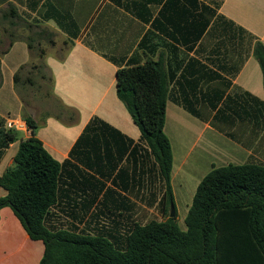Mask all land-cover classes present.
<instances>
[{
  "label": "trees",
  "instance_id": "1",
  "mask_svg": "<svg viewBox=\"0 0 264 264\" xmlns=\"http://www.w3.org/2000/svg\"><path fill=\"white\" fill-rule=\"evenodd\" d=\"M113 1L149 25V34L157 33L163 40L143 53V58L135 54L115 75L117 98L138 127L139 140L93 117L73 146L70 159L59 163L35 138L37 123L25 117L30 137L19 143L13 165L0 176L5 192L0 210L10 208L30 239L43 243L39 264H264V165L213 166L196 189L182 231L170 183L171 145L163 131L166 102L170 101L249 148L242 135L256 139L264 132V101L232 81L252 55L264 82V44L219 14L220 1ZM152 4L158 8L155 14L148 7ZM9 15L16 17V11L11 9ZM44 18L54 20L71 36L77 35L70 16L49 7ZM146 41L147 37L140 46ZM49 43L53 46V39ZM157 47L161 53L153 60L148 54ZM33 48L30 39L28 49L32 52ZM39 53L45 67L44 49ZM25 66L14 75L15 87ZM50 79L52 87L51 75ZM57 103L72 120L69 110ZM17 138V131L7 129L0 119V160ZM75 162L111 184L105 188L104 182L94 179L98 191L86 201L81 219L96 202L98 210L104 206L108 211V205H113L115 211L109 210L113 217L119 207L129 211L140 202L156 206L161 220L131 221L123 231L106 225L86 226L81 231L73 225L57 226L60 214L66 213L64 200L74 199L77 178L83 184L93 179ZM171 205L174 218L169 216Z\"/></svg>",
  "mask_w": 264,
  "mask_h": 264
},
{
  "label": "crops",
  "instance_id": "2",
  "mask_svg": "<svg viewBox=\"0 0 264 264\" xmlns=\"http://www.w3.org/2000/svg\"><path fill=\"white\" fill-rule=\"evenodd\" d=\"M130 1L145 2L147 0H121L122 3ZM211 1H220L219 14L244 28L264 44V0H210L204 3ZM8 2L16 11L17 18L23 16L35 19L37 25L47 28L53 37L55 35L61 37L62 48L65 49L64 55L50 54L43 47L45 51L43 61L53 81L52 94L69 110L72 120H69V116L57 118L51 115L41 118L33 114L25 115L23 104L16 91L14 75L31 60V51L28 49L31 37L28 35L14 38L7 52L0 53V119L6 124L8 119L24 120L25 117H31L37 123L35 138L59 163L70 159L73 146L93 117L100 118L128 138L135 142L138 141L140 131L133 123L123 103L117 98L115 75L118 68L125 65V62L135 54L143 58V53L147 54L149 48L161 44L163 41L161 36L157 33L149 34V25L137 20L112 0L114 11H124L135 24L139 22L144 28L140 38L137 39V35L134 33V40L136 44H139L138 50L135 52L137 47L130 51L119 48L117 57L107 54L95 44V40L101 38L100 32L96 31V34H92L90 29L86 28L88 23H93L98 8L107 4L108 0H8ZM49 7L57 10L60 14L71 17L78 30L75 37L65 29H61L54 20L44 18ZM148 7L153 14L158 10L153 4ZM110 19L113 18L110 17ZM146 37L147 41L141 47L140 44ZM85 41L91 46H87ZM53 42L54 45L50 47L55 49L58 45L56 41L53 40ZM160 53L161 47H157L153 53L148 55L153 60H157ZM109 58L118 61V64L113 63ZM232 82L242 90L264 101L262 73L252 55L247 58ZM163 131L170 142L172 151L170 183L176 215L178 217L176 203L180 199L183 201V205L185 204L182 213L184 220L196 189L214 166V160L219 158L226 163L214 166L216 168L227 165H243L248 162L257 163L251 160V148H244L231 141L213 129L209 122H203L191 116L170 101L166 102ZM17 134V140L10 145L0 160V176L13 165V158L19 143L30 137L28 129L17 131ZM227 148H231L229 152H225ZM245 160L246 162L242 163ZM229 161H235L236 164ZM75 163L83 172L92 175L93 179L89 181L90 183L88 182L89 184H83L82 179L77 178L74 184V199L72 201L64 200L62 208L66 213L60 214L58 219L60 222L68 226L88 223L90 227L106 225L107 228H111L117 226L123 231L131 221L142 224L143 218L139 215L141 212L156 210V206L149 207L144 203L136 202V206L129 211L119 207L116 212L117 216L113 217L109 214V210L115 211L113 205H108L110 208L108 211L104 206L99 207L98 210L96 202L88 208L89 211L84 219H81L86 201L98 191L94 179L104 182L105 188L111 184L110 181H104L78 162ZM4 195L5 192L0 188V197ZM101 196L102 194L99 195V200ZM180 229L186 230L185 223L184 228ZM43 253V243L31 240L11 209L2 208L0 210V264H39Z\"/></svg>",
  "mask_w": 264,
  "mask_h": 264
},
{
  "label": "rangeland",
  "instance_id": "3",
  "mask_svg": "<svg viewBox=\"0 0 264 264\" xmlns=\"http://www.w3.org/2000/svg\"><path fill=\"white\" fill-rule=\"evenodd\" d=\"M108 1L112 5L109 2V4L103 3L104 6L98 8L95 17L93 18V23H88L86 28H89L92 34H96V31L100 32L101 38H98L97 41L95 40V44L107 54H112L118 57L117 49L119 48L122 50L124 49V51H130L137 47L135 49L136 52L139 44H136V41L134 40V33L137 35V39L140 38L144 29L143 26L139 22L135 24L124 11H114L112 0ZM209 1L210 0H203V2ZM11 9L12 7L8 0H0V53L7 48L9 41L25 35L31 37L34 46L33 51L31 52V60L19 73V82L16 85V91L23 104L25 115L33 114L41 118L51 115H64L67 117L69 113L60 109L57 100L51 94L50 75L44 67L39 53V50H42L44 47L46 52L50 54L63 56L65 49L62 48L61 37L59 35H55L54 37L51 36L47 28L37 25L35 19L23 16L19 18L11 17L9 15ZM110 17L113 19H110ZM51 39L56 41L58 45L55 49L50 47L51 44L49 41H51ZM242 137V141L252 149H250L252 152L251 160L253 162L264 164V133H260L256 139H251L247 133H244ZM230 149L231 148H227L225 152H229ZM229 162L236 164L235 161ZM245 162L246 160L242 163ZM213 164L214 166H221V164L226 163L218 158L213 161ZM184 205L182 200H177L176 206L178 208V217H176V221L180 228H184V219H182ZM139 215L143 218L142 224L151 220H161L160 214L154 209L146 211L145 213L141 212ZM59 225L68 227L67 224L62 222L61 224H57V226ZM71 225L76 226L78 231L84 230L86 226L90 228V225L88 224Z\"/></svg>",
  "mask_w": 264,
  "mask_h": 264
},
{
  "label": "built area",
  "instance_id": "4",
  "mask_svg": "<svg viewBox=\"0 0 264 264\" xmlns=\"http://www.w3.org/2000/svg\"><path fill=\"white\" fill-rule=\"evenodd\" d=\"M5 125L7 129L14 130V131H23L27 129L25 121L19 118L8 119Z\"/></svg>",
  "mask_w": 264,
  "mask_h": 264
},
{
  "label": "water",
  "instance_id": "5",
  "mask_svg": "<svg viewBox=\"0 0 264 264\" xmlns=\"http://www.w3.org/2000/svg\"><path fill=\"white\" fill-rule=\"evenodd\" d=\"M170 218H174L175 217V210H174V207H173V205H171V207H170Z\"/></svg>",
  "mask_w": 264,
  "mask_h": 264
}]
</instances>
